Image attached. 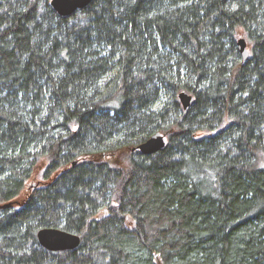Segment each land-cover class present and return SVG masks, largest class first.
I'll use <instances>...</instances> for the list:
<instances>
[{
  "label": "trees",
  "instance_id": "1",
  "mask_svg": "<svg viewBox=\"0 0 264 264\" xmlns=\"http://www.w3.org/2000/svg\"><path fill=\"white\" fill-rule=\"evenodd\" d=\"M0 264H264V0H0Z\"/></svg>",
  "mask_w": 264,
  "mask_h": 264
},
{
  "label": "water",
  "instance_id": "2",
  "mask_svg": "<svg viewBox=\"0 0 264 264\" xmlns=\"http://www.w3.org/2000/svg\"><path fill=\"white\" fill-rule=\"evenodd\" d=\"M91 2L92 0H51V6L61 17L67 18L72 16L76 11L84 9ZM237 43L242 59L245 61L249 60L251 51L248 47L247 40L241 37L238 39ZM178 96L185 113L188 112L191 106L196 102L194 95L190 94L188 91H181ZM168 145V136L161 131H157L145 142L132 150L149 155L166 148ZM73 164H76V161ZM37 237L42 246L52 251L75 249L81 243L80 235L58 227L42 228L38 231Z\"/></svg>",
  "mask_w": 264,
  "mask_h": 264
},
{
  "label": "rangeland",
  "instance_id": "3",
  "mask_svg": "<svg viewBox=\"0 0 264 264\" xmlns=\"http://www.w3.org/2000/svg\"><path fill=\"white\" fill-rule=\"evenodd\" d=\"M244 37V34L242 31L239 32L238 38ZM248 47L250 49V45L248 44ZM166 136H168V133L163 132ZM208 133L205 131H199L197 132V137L205 136ZM133 151V150H132ZM131 148H122L116 151H108V152H103L100 154L96 155H89L86 156L88 159L94 160L95 162H106L109 163L112 166L115 167H124L127 165V155L130 154ZM47 162L46 161H41L39 163L38 167V173H35L31 180L29 181V184L35 185V183L38 182V180H43L42 175H39L46 167ZM107 214L105 210L101 211L100 214L98 215L99 217H104ZM128 225L130 227L134 226V222L129 219Z\"/></svg>",
  "mask_w": 264,
  "mask_h": 264
}]
</instances>
